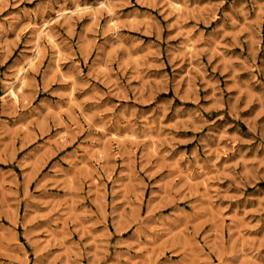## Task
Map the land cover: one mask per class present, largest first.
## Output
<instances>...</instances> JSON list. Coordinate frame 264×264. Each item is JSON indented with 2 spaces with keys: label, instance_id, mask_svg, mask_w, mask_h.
Wrapping results in <instances>:
<instances>
[{
  "label": "rangeland",
  "instance_id": "obj_1",
  "mask_svg": "<svg viewBox=\"0 0 264 264\" xmlns=\"http://www.w3.org/2000/svg\"><path fill=\"white\" fill-rule=\"evenodd\" d=\"M98 1L0 0V264H264V0Z\"/></svg>",
  "mask_w": 264,
  "mask_h": 264
},
{
  "label": "bare ground",
  "instance_id": "obj_2",
  "mask_svg": "<svg viewBox=\"0 0 264 264\" xmlns=\"http://www.w3.org/2000/svg\"><path fill=\"white\" fill-rule=\"evenodd\" d=\"M177 1H178V0H177ZM173 2H174V1H173ZM78 3H79V2H78ZM85 3H86V2H85ZM98 3H99L100 6H103V7L105 6L106 8L111 6V5L108 6L107 0H100V2L98 1ZM179 3H180V2H179ZM177 4H178V3H177ZM72 5H73V4H72ZM92 5H93V3H92ZM99 5H98V6H99ZM76 6H77V5H76ZM90 6H91V5H90ZM91 7H92V6H91ZM113 7H114V6H113ZM70 8H71V7H70ZM77 8H78V7H77ZM80 8H81V7H79V9H80ZM82 8H83V7H82ZM99 8H100V7H99ZM99 8H98V13H100V12H99ZM74 9H76V8H74ZM89 9H90V7H89ZM91 9H92V8H91ZM91 9H90V12H91ZM95 9H96V8H95ZM103 9H104V8H103ZM107 9H108V8H107ZM76 10H77V9H76ZM96 10H97V9H96ZM100 10H101V9H100ZM114 10H115V9H114ZM179 10H180V9H179ZM81 11H82V10H81ZM66 12H67V11H66ZM58 13H60V11H59ZM71 13H72V12H71ZM93 13H95V12H93ZM101 13H103V12L101 11ZM113 13H114V12H113ZM116 13H117V12H116ZM59 15H60V14H59ZM62 15H63V14H62ZM72 15H73V13H72ZM72 15H70V16H72ZM92 15H93V14H92ZM94 15H97V14H94ZM115 15H116V14H115ZM97 16H98V15H97ZM113 16H114V15H113ZM58 17H62V16H58ZM96 18H97V17H96ZM114 18H117V17H114ZM51 21H52V20H51ZM48 22H49V21H48ZM108 22H109V21H108ZM49 23H50V22H49ZM49 23H48V24H49ZM108 24H109V23H108ZM110 24H111V23H110ZM110 24H109V25H110ZM50 25H51V23H50ZM111 27H112V26H111ZM38 29H39V28H38ZM38 29H37V30H38ZM51 29H52V28H51ZM117 29H118V28H117ZM117 32H118V31H117ZM43 34H45V36H46L49 40L52 41L51 36L49 35V33H47V28H46V27H44V28L42 27V29L39 31V34H38V35H39V38L42 37V36H44ZM54 36H55V35H54ZM119 36H120V35H119ZM43 38H44V37H43ZM47 38H46L45 40H47ZM54 39H56V38L54 37ZM38 40H39V39H38ZM113 41H114V40H113ZM49 42H50V41H49ZM42 43H43V42H42ZM50 43H51V42H50ZM50 43H49V44H50ZM39 44H40V43H39ZM36 45H37V43H36ZM36 45H35V46H36ZM50 45H51V44H50ZM53 45H54V44H53ZM35 46H33L34 49H35ZM42 46H43V45H42ZM45 46H46V44H45ZM38 47H39V45H37V47H36L37 50H38V49H41L40 47H39V48H38ZM43 47H44V46H43ZM37 50H35V51H37ZM39 51H41V50H39ZM33 52H34V51H33ZM58 52H59V51H58ZM34 53H35L34 55H36V52H34ZM38 53H39V52H38ZM38 53H37V54H38ZM30 55H32V54H30ZM28 57H29V56H28ZM36 57H37V56H36ZM36 57H35L34 59H36ZM28 59H29V58H28ZM31 60H32V59H31ZM32 61H33V60H32ZM34 63H35V61H34ZM34 63H33V64H34ZM27 64H28V63H27ZM33 64H32V65H33ZM60 64H61V63H60ZM32 65H31V66H32ZM26 66H27V65H26ZM26 66H25V67H26ZM58 66H59V65H58ZM22 67H23V66H22ZM25 67H24V68H25ZM20 68H21V67H20ZM24 68H23V69H24ZM59 68H60V67H59ZM23 69L19 72V77H18L19 79H24L23 76H24L26 73H28V71L25 73V72H24L25 70H23ZM25 69H27V68H25ZM28 70H29V69H28ZM18 71H19V70H18ZM24 73H25V74H24ZM17 75H18V74H17ZM27 76H28V74H27ZM27 76H26V77H27ZM16 79H17V78H16ZM13 81H14V80H13ZM15 82H16V81H15ZM18 82H19V81H18ZM25 82H26V81H25ZM9 83H10V81L8 82V84H9ZM19 85H20V86L18 87L19 89L17 88L18 90H20L21 85L23 86V84L19 83ZM7 86H8V85H7ZM23 88H24V87H23ZM23 88H22V89H23ZM9 90H10L11 95L18 99V97H19L18 94H17V91H18V90L16 91L15 84H11V85L9 86ZM20 91H22V90H20ZM7 93H8V92H7ZM5 95H6V94H5ZM9 97H10V96H9ZM12 98H13V97H12ZM20 98L24 99L22 96H20ZM1 99H2V98H1ZM13 99H14V98H13ZM4 100H5V99H4ZM6 100H7V98H6ZM6 100H5V101H6ZM25 100H26V99H25ZM11 101H12V100H11ZM19 101H20V100H19ZM3 102H4V101H3ZM3 102H2V103H3ZM17 104H18V103H17ZM98 165H100V164H98Z\"/></svg>",
  "mask_w": 264,
  "mask_h": 264
}]
</instances>
